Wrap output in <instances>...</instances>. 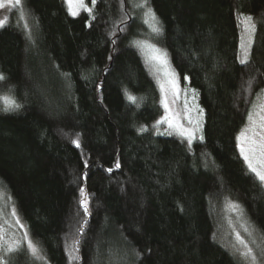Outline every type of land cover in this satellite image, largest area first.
Segmentation results:
<instances>
[{
  "label": "trees",
  "instance_id": "16d2710c",
  "mask_svg": "<svg viewBox=\"0 0 264 264\" xmlns=\"http://www.w3.org/2000/svg\"><path fill=\"white\" fill-rule=\"evenodd\" d=\"M87 2L91 13L75 17L65 0H22L0 28V96L20 105L0 110V185L46 259L20 245L4 262L246 264L220 236L234 201L264 264V185L238 147L264 89V0ZM247 17L254 40L242 64ZM139 40L165 50L194 89L203 139L156 129L162 96Z\"/></svg>",
  "mask_w": 264,
  "mask_h": 264
},
{
  "label": "rangeland",
  "instance_id": "374dc122",
  "mask_svg": "<svg viewBox=\"0 0 264 264\" xmlns=\"http://www.w3.org/2000/svg\"><path fill=\"white\" fill-rule=\"evenodd\" d=\"M3 2L5 4V7L0 8V21L4 22L3 23V26H4V24L7 22V18H8L10 11L13 10L15 7L9 6L7 3V0H3ZM85 2L88 5V7L91 8L87 0H85ZM69 12H70V9H69ZM83 12H87V11L81 9L79 11V14L76 16H79ZM252 25H254V22L252 19L250 22L247 21L246 18L243 19L242 38L244 39L245 43H247V40L249 38L248 31L246 29L251 28ZM254 30H255V27H254ZM254 30L252 31V41L254 40ZM139 41L146 43V44L155 45L146 40H139ZM156 47L161 49L158 46ZM139 49L142 52L143 57L145 58L148 65L150 66L158 82V85L161 91V96H162V105L164 109V115L162 118H164L166 115L172 117V121L174 125L173 127L170 128L167 122L159 123V124H156V129L166 132V133L174 134L188 141L186 136H181L179 134V130L175 127V125L179 124L184 129H189V130L196 129L197 125H199L200 126L199 130L194 132V138L191 142L193 143L194 141H196L197 139L201 137L202 130L204 127V122H205V113L199 104L197 94L195 93L193 88L185 84H181L179 82L177 75L174 72L170 64L168 55L166 56L167 68L165 69L163 66L157 65L156 62L149 61L147 52L141 50L140 47ZM161 50L164 53H166L165 50L163 49ZM241 52H242L241 59H243L242 48H241ZM166 71L168 75H165ZM173 73H174V79L176 81V89H173L172 86L168 83V80L172 78ZM161 85L164 86V91L161 90ZM165 103H167V106H168L167 110L165 109ZM250 114L253 117L254 123H250L249 119L247 118V122L238 136L239 151H240V146H241V139H240L241 133L244 132L246 129L253 128L254 126L258 127L259 125L264 124V89L259 93L255 102L253 103L249 115ZM189 121H191V123H189ZM246 135L251 137L252 133L247 132ZM246 164L248 166L247 162ZM232 204L239 205V210L238 211L233 210L231 208ZM226 211H227V226L223 230L222 229L220 230L221 240H223L224 244L242 259L241 253H243L245 249L243 248L242 245L238 243L236 239V235L237 233H239L241 237L248 243L249 247L252 249L253 255L256 256L255 264H259L256 250H255V245H258L259 247L262 243V239L259 237L256 228L251 224L248 217L246 216L243 207L237 202L228 201L226 205ZM13 213H15V215H13ZM17 221H19V223H17ZM0 226H2V230H0V237H2L0 238V262H4L3 255H5L6 252H8L7 249L9 247L17 248L20 245H25L27 247L29 239L34 242V244L39 249L40 256L43 257V259H38V260L46 261L45 257L42 254L41 249L36 244V242L32 239V237L30 236L28 232L26 225L20 218L11 196L4 190V188L1 185H0ZM245 228H247L249 232L252 233L251 236H249V234L245 232ZM242 260L246 264H252L250 260L249 261H246L244 259Z\"/></svg>",
  "mask_w": 264,
  "mask_h": 264
},
{
  "label": "snow or ice",
  "instance_id": "6c2138e0",
  "mask_svg": "<svg viewBox=\"0 0 264 264\" xmlns=\"http://www.w3.org/2000/svg\"><path fill=\"white\" fill-rule=\"evenodd\" d=\"M68 3L71 15L76 16L79 14V11L81 9L88 11L91 13L92 9L88 7L86 4L85 0H66ZM7 3L9 6L12 7H17V6H22V0H7ZM96 3V0H91V4L94 6ZM147 4V0H144L143 3L139 4V7H144ZM5 4L3 0H0V8H4ZM146 15L149 17V20L151 21L150 27L151 30L154 34L159 35L162 31V28L160 27V22L158 18L156 17L155 13L149 9V11L146 13ZM251 17H247V21H251ZM149 20H146L145 23H149ZM3 21H0V27L3 26ZM254 25H252L251 28L246 29L248 31V40L247 43L244 42V39L242 38L241 40V48L243 50V59H241V63H247L248 58L250 55V49L251 45L253 43L252 41V31L254 30ZM136 46L140 47L141 50L147 52V56L149 61L151 62H156L157 65L163 66L165 69L167 68V59L166 56L167 54L164 53L161 49L157 48L155 45L152 44H146L140 41L135 42ZM159 70V69H158ZM165 75H168L167 71L165 72ZM6 78L3 76V74H0V81L5 80ZM187 79V77H185ZM168 83L172 86L173 89H176V81L174 79V73L172 74V78L168 80ZM161 90L164 91V86L161 85ZM128 99L136 103V97L132 95H128ZM0 105H2V108L0 110L3 111H13L16 110L20 107V105L16 102L15 98L11 95H2L0 96ZM167 103H165V109L167 110ZM250 123L253 122V117L250 114L248 117ZM167 122L169 124V127H173V121L172 117L170 116H165L162 118L160 121H157V124L159 123H164ZM191 123V121H189ZM175 127L179 130V134L181 136H186L188 139L189 144H191L193 138H194V132L199 130V125H197L196 129L189 130V129H184L181 125L176 124ZM247 132H251L252 136L249 137L246 135ZM171 134V133H169ZM201 139L203 137L201 136ZM241 146H240V151L241 155L244 157L245 161L248 163L249 169L255 174V176L264 183V124L259 125L258 127H253L250 129H246L244 132L241 133ZM73 144L76 145V147H80V142L79 139H75L72 141ZM116 167L119 168L120 164L117 162ZM111 171V169H109ZM81 194L83 196L84 190L81 189ZM81 204L84 207V211L87 214L88 213V207H87V200L84 199L81 201ZM231 208L233 210H239V205L237 204H232ZM15 215V213H13ZM19 223V221H17ZM0 230H2V226H0ZM245 232L249 234V236L252 235L251 232L247 228H245ZM2 238V237H0ZM236 239L240 245L243 246L245 251L241 253L242 259L246 261H251L252 264H255L256 261V256L253 255L252 249L249 247L248 243L241 237L239 233L236 235ZM27 247L30 251V253L33 255L34 258L36 259H43L42 256L39 254V249L37 246L34 244L33 241L30 239L28 240ZM7 251L12 252V251H18V248H12L9 247ZM239 251V250H238ZM261 255L264 256V249L261 251ZM0 264H6V262H0Z\"/></svg>",
  "mask_w": 264,
  "mask_h": 264
}]
</instances>
